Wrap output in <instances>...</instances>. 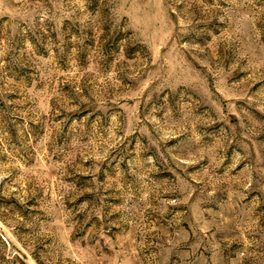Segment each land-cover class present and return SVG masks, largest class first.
<instances>
[{
    "label": "rangeland",
    "instance_id": "obj_1",
    "mask_svg": "<svg viewBox=\"0 0 264 264\" xmlns=\"http://www.w3.org/2000/svg\"><path fill=\"white\" fill-rule=\"evenodd\" d=\"M0 264H264V0H0Z\"/></svg>",
    "mask_w": 264,
    "mask_h": 264
}]
</instances>
